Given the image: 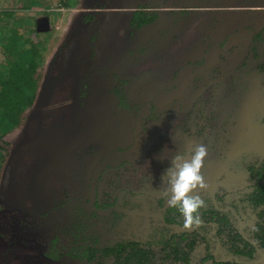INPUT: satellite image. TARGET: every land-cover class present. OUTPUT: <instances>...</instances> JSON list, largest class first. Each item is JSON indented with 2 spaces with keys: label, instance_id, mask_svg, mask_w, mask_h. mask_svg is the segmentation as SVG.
<instances>
[{
  "label": "rangeland",
  "instance_id": "obj_1",
  "mask_svg": "<svg viewBox=\"0 0 264 264\" xmlns=\"http://www.w3.org/2000/svg\"><path fill=\"white\" fill-rule=\"evenodd\" d=\"M92 1L0 0V26L6 27L4 34L31 40L40 49V60L33 77L39 87L32 103L24 107L21 123L15 127L17 132L12 137V140L17 137L13 152L4 158L0 168V203L32 216L50 215L55 208L60 209L75 198L85 200L89 193L87 176L105 152L118 145L132 143V116L127 113L113 118L106 111L108 100L105 89L91 97L87 107L76 108V81L73 78H77L73 71L74 61L69 65L70 73L64 75L60 82L49 79L52 61H48L52 53L60 49L69 37H81L78 56L83 52L81 48L88 41L85 35L88 27L80 24L78 30L73 31V20L85 12ZM131 1L113 0L112 4L115 6L107 10L114 15H108L104 24L107 40L100 41V46L104 49L98 56L100 62H115V57L135 41L126 45L127 36H130V16L135 11V4H131ZM146 1L142 0L144 3ZM190 2L191 0H165L160 9L161 16L166 18L173 12L185 9ZM210 5L213 8H192L193 15L189 25L184 27L181 23L180 30L171 41L121 74L123 78L135 81L128 89L136 102L153 100L157 91L170 86L176 70L185 62L196 58L198 48L205 45L209 36L217 37L223 33L219 9L212 6L215 3ZM63 8L70 12L73 10V18L61 25L58 13ZM263 8L264 0H241L237 7L230 8L235 10L234 13L221 12L223 28L228 30L236 25L241 27L248 24L253 17L248 12L262 11ZM159 28L155 24L153 29H145L136 42H140L148 32L141 44L148 46L157 43L156 38L151 36ZM158 46L160 45L156 44L155 48ZM3 48L0 43L2 79L12 60L5 55ZM103 51L106 53L103 54ZM259 52L260 58L252 60L244 71L223 69L222 75L215 82L202 84L194 90L188 106L171 111L161 122L150 126L146 144L142 146L145 166L137 165L134 168V173L138 172L136 175L130 173L137 181L142 182V191L164 196L163 190L167 185L163 183L162 175L171 166L170 160L177 153H187L193 144L207 147L208 157L203 169L206 182L212 180V170L218 166L224 167L234 176H246L248 167L264 157V70L261 69L264 66V43ZM3 68L5 72L2 71ZM33 94L34 92H28L25 98L29 99ZM48 117H51V121H48ZM41 123L46 125L42 131ZM203 127L205 130H202ZM36 143L42 144V149L36 147L38 149L23 151L24 153L15 156L23 144L38 145ZM103 192H110L106 183L103 185ZM97 200L100 204L112 203L105 194L99 195ZM6 220L5 215L0 217V264H82L72 259L52 261L45 256L40 242L56 230L53 224L43 228L27 223L17 225L13 236L19 233V239L7 243L1 238L6 236V225L5 228L1 227ZM28 240L39 244L28 243ZM194 263H197L196 259Z\"/></svg>",
  "mask_w": 264,
  "mask_h": 264
},
{
  "label": "trees",
  "instance_id": "obj_2",
  "mask_svg": "<svg viewBox=\"0 0 264 264\" xmlns=\"http://www.w3.org/2000/svg\"><path fill=\"white\" fill-rule=\"evenodd\" d=\"M102 1L105 2L102 4ZM163 1L165 0H147L144 3L142 0H132L131 4H135V11L130 16L128 28L130 36H127L126 45L133 42L132 40L135 41L126 51L115 57V62L107 60L100 62L98 56L104 50L100 46V41L107 40L104 24L108 15H114V13H108L107 10L112 9L115 4H112L113 0L110 2L109 0H93L73 27V31H77L80 24L91 28V31L85 34L88 39L87 43L82 48L80 47L83 52L78 56V42L81 37L72 35L64 42L49 67V79L60 82L59 80L63 79L64 75L70 73L69 65L74 61L73 71L77 78L74 102L77 109H82L85 105L87 107L89 99L105 89L108 100L106 111L113 118L115 115L131 114L132 143L130 148L118 151L114 149L108 152L107 157L103 156L99 160V165L104 168L115 167L117 165L115 161L124 160L122 156L126 153L137 154L146 144L150 126L161 122L171 111L188 106L198 86L215 82L222 75L223 69L244 71L252 60L260 58L259 49L264 43V8L262 11L248 12L253 16L248 24L241 27L236 25L233 29L228 28L227 30L223 28L224 20L221 19V12L234 13L235 10L230 8L237 7L241 0H191L186 6L188 10L173 12L166 18L161 16L160 11ZM213 3L216 5L212 6L219 9L223 33L218 34L217 37L209 36L205 45L198 48L196 58L185 62L176 70L169 83L170 86L157 91L153 100L136 102V98L128 89L135 81L123 78L121 74L145 60L153 54L154 50L171 41L174 34L180 30L181 23L184 27L189 25L191 15H193L192 8L197 9L201 6L213 8L210 5ZM226 8H229L228 11ZM1 16L0 14V24ZM155 24H158L160 28L152 33L151 38H156L157 43L150 42L148 46L141 44L148 36V32L137 43L138 36L145 29H153ZM5 28L0 26V43L4 46L5 55L12 60L6 67V76L2 79L0 74V168L4 158L13 152L14 141L17 137L13 140L12 137L17 132L15 127L17 128L21 123L24 107L32 103L36 89L39 87L33 77L40 60L38 45L20 36L5 35ZM156 44L160 46L155 48ZM104 53L106 51H103ZM74 55H77L76 59ZM4 68L3 72H5ZM261 69L264 70V66ZM28 92H34L29 99L25 98ZM48 119L51 121V117ZM45 128L46 125L41 123V131ZM36 144L38 145L23 144L15 156L33 149H42V144ZM214 175L221 188L219 192L221 198L233 195L236 201H233L231 206L237 212L241 211L243 214L250 215L248 225L251 227L247 232L248 236L255 240L264 251V157L251 166L248 176L243 178H233L227 171H220L218 168L215 169ZM92 190L94 194L98 193L96 186H93ZM94 197L95 195L90 197L89 203H94L92 205L99 207L103 212L112 207L152 211L162 202L143 194L120 192L112 205L101 206L96 203ZM68 205L69 203L60 209L55 208L50 215L36 217L0 203V217L3 215L7 217L1 226L5 228L6 225V236L1 238L7 243L19 239V233L15 234L16 238L13 237L17 231L15 227L24 223L40 225L41 228L53 224L52 226L56 228V232H59L60 237L40 242L45 256L53 261L69 258L85 264H195L193 257L202 242V239L199 240L196 236L188 233L170 235V231L167 234L160 231L159 235L153 232L155 228L151 230L149 226L140 230L143 222L139 218L127 217L116 211L110 212V215H102L77 207L60 215ZM168 214L175 215L169 218L170 222L184 226V218L180 217L181 213L176 208L170 207ZM224 224L226 222L221 219L220 227ZM101 228L116 238L104 239ZM53 233L48 235L52 236ZM63 239L67 243H63ZM241 242H244L243 238ZM248 246V243L245 244L244 249Z\"/></svg>",
  "mask_w": 264,
  "mask_h": 264
},
{
  "label": "flooded vegetation",
  "instance_id": "obj_3",
  "mask_svg": "<svg viewBox=\"0 0 264 264\" xmlns=\"http://www.w3.org/2000/svg\"><path fill=\"white\" fill-rule=\"evenodd\" d=\"M185 9L188 10V8ZM185 9H181V10H185ZM87 27H88V32L91 31V28L89 26ZM202 130H205V127H203ZM169 144L167 146H169ZM186 144H188L187 139H186ZM130 145L131 144L118 145L117 147L113 148V150L115 149V151H118L123 148H130L129 147ZM166 150L169 151V149ZM108 152H105V155L103 156L107 157ZM141 154H142V149L137 154L132 155V153L131 154L126 153L125 155L122 156L124 160H121L123 161L121 165H118L121 161L120 162L115 161V164L117 163L118 165V166L116 165L117 167L115 166L110 168H104V166L99 165L100 164L99 162L96 166H94L93 170L87 176L86 179L87 191L89 190L88 197L85 200H81L79 198L72 199L71 200L72 202L71 201H70L71 203L69 202L68 207L60 215L66 212H70L73 208H77V207L84 208L87 211L93 213L96 212L102 215H110V212H115L114 209L115 207H112L111 209L103 212L99 207L92 205L94 203H89V200H91L90 197L95 195L94 198L96 199L95 200L96 203L103 206V205H112L115 201V198L120 192H129L135 195L143 194L155 198L158 201H162L160 206H156L152 211H139V210L126 209V208H117L121 210L141 212L144 213L143 215H127L123 212H118V213H121L127 217L139 218L140 221L143 222V225L141 226L140 230L144 229L146 226H149L151 230L152 228H155L153 232L158 233L159 235L161 233L167 234V232L170 231V235H172L173 233L176 234L188 233L193 236H196L197 238H199V240L202 239L201 240L202 242H200V245L195 251L193 257V261L195 259L197 260L196 264H218L221 262L228 264H264V251L257 245V242L255 240L249 238L247 233L248 230L250 231V227H251L248 225L249 224L248 216L250 215L248 213L243 214V212L241 211L237 212L235 208L231 206V203L233 201H236V198L233 195L231 196L227 195L226 197L221 198V194L219 193L221 192V188L217 181V177L214 175V171L217 168L227 171L224 167L221 168L220 166H218L216 168H213L212 170L213 178L211 181L207 182L208 188L200 192V195L207 204V207L201 210V216L203 221L202 225L198 228H194L193 230L188 231L184 228L183 225H179L169 221V218L175 215L168 214V209L170 207L167 204V198L165 196H161V195L156 196L154 194H150L145 191H142V189L144 188L142 182L137 181V179L134 176H132V174L136 175L138 173V172L134 173L135 171L134 168L137 165L140 167L145 166L142 160L143 154L142 155ZM250 167H248V170ZM153 168H155V166H153ZM228 173L232 175L233 178L236 179L245 177V176L237 177L230 172ZM105 183L110 190L108 194L103 192V185ZM113 185L115 186V189ZM93 186L97 187L98 189L97 194H94L92 190ZM104 194L105 197H107L109 200L111 199L112 203L100 204V202L97 200V197L99 195H104ZM74 200H78V201H74ZM146 214L148 216H145ZM180 217L183 218L182 214L180 215ZM221 219H224V222H226V224L220 227L219 221ZM154 225L155 227H153ZM101 230L102 233H104L103 234L104 239L108 237L113 239L116 238L113 234L107 232L106 230L102 228ZM53 232L54 233L52 236L48 235V237L43 239V241L52 240L57 236L60 237V235L58 234L59 232H56V230ZM13 237L16 238V236ZM242 238L244 239V242H241ZM63 240H64L63 243H67L65 239ZM28 242H32V241L28 240ZM32 243L37 244L38 242L33 241ZM247 243L249 246L247 247V249H244V246ZM239 246H241V248H239ZM65 259H69V258H65ZM79 263L85 264L83 262H79Z\"/></svg>",
  "mask_w": 264,
  "mask_h": 264
},
{
  "label": "clouds",
  "instance_id": "obj_4",
  "mask_svg": "<svg viewBox=\"0 0 264 264\" xmlns=\"http://www.w3.org/2000/svg\"><path fill=\"white\" fill-rule=\"evenodd\" d=\"M207 157L205 145L193 144L187 153H177L162 175V181L167 185L163 190L167 204L182 214L184 228L188 231L202 225L201 210L207 207L200 195L208 188L203 174ZM160 158L163 159L162 156Z\"/></svg>",
  "mask_w": 264,
  "mask_h": 264
},
{
  "label": "crops",
  "instance_id": "obj_5",
  "mask_svg": "<svg viewBox=\"0 0 264 264\" xmlns=\"http://www.w3.org/2000/svg\"><path fill=\"white\" fill-rule=\"evenodd\" d=\"M70 9H72V8H70ZM73 10H71V12H70V10H68L67 8H63V9H61L60 11H59V13H58V16H59V19L61 20V25H63L64 23H66V20L68 19V20H70V19H72L73 18V12H72ZM63 12V13H62ZM79 15L78 16H76V18H75V20H73L74 22H77V20L79 19ZM7 23V22H6ZM65 40V39H64ZM60 49L58 48L56 51H54V53H52V57H51V59L48 61V63H50L51 61H53V59H54V57L57 55V53H58V51H59ZM52 63V62H51ZM71 78V77H70ZM75 81H77L76 79H75V77L73 78ZM76 84H77V82H76Z\"/></svg>",
  "mask_w": 264,
  "mask_h": 264
},
{
  "label": "water",
  "instance_id": "obj_6",
  "mask_svg": "<svg viewBox=\"0 0 264 264\" xmlns=\"http://www.w3.org/2000/svg\"><path fill=\"white\" fill-rule=\"evenodd\" d=\"M114 209L117 212H123L127 215H143L144 214V213L137 212V211L121 210V209H117V208H114ZM145 216H148V215L146 214Z\"/></svg>",
  "mask_w": 264,
  "mask_h": 264
}]
</instances>
